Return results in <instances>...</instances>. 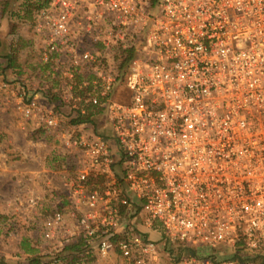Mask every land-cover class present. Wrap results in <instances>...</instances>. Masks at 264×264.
Returning <instances> with one entry per match:
<instances>
[{"label":"built area","instance_id":"1","mask_svg":"<svg viewBox=\"0 0 264 264\" xmlns=\"http://www.w3.org/2000/svg\"><path fill=\"white\" fill-rule=\"evenodd\" d=\"M33 31L60 108L16 102L67 169L24 193L9 235L52 264H264V0H50ZM77 89L111 136L71 124Z\"/></svg>","mask_w":264,"mask_h":264},{"label":"rangeland","instance_id":"2","mask_svg":"<svg viewBox=\"0 0 264 264\" xmlns=\"http://www.w3.org/2000/svg\"><path fill=\"white\" fill-rule=\"evenodd\" d=\"M11 3V11L18 12L24 0H11ZM31 26V22L19 18L7 17L0 21V38H6L3 46H8L12 37L14 42H17L19 36L38 43L32 34ZM14 27L17 36L13 34ZM4 50L1 47L0 53ZM38 61L37 56L25 48L20 53L21 70L3 72L0 67V208L3 209L0 211V257L11 255L16 259H25L28 256L22 249V241L27 234L21 230L15 235H9L6 227L8 216L16 210L23 213V197L29 189L40 191L45 188L50 195L52 191L47 183H51V189H60L61 173L67 169L65 152L57 135L47 132L40 118L27 121L16 102L19 90L24 89L25 92L38 97L43 109L47 106L56 107L48 104L44 96L56 83L55 76L46 78L47 76L42 77L40 72L35 73L37 70H34V67ZM66 110L67 108L63 107L65 114ZM94 121L95 124L91 126L95 130L111 136L106 114L98 113ZM29 163L32 164L31 169ZM54 191H59L56 197L62 198V191ZM48 193L45 195V201L52 204ZM35 250L38 255L39 251L36 248Z\"/></svg>","mask_w":264,"mask_h":264},{"label":"trees","instance_id":"3","mask_svg":"<svg viewBox=\"0 0 264 264\" xmlns=\"http://www.w3.org/2000/svg\"><path fill=\"white\" fill-rule=\"evenodd\" d=\"M50 0H37L36 2H33L31 0H24L23 5L21 6V9L18 12L11 11V0H0V21L4 20L7 17L12 18H19L25 21H29L32 23V34L35 36V33L33 31V22L35 15L38 11L43 9L47 6ZM22 10V11H21ZM23 13V15H22ZM16 28L14 27L13 34L16 35ZM27 49L29 53H34L37 58L38 62L36 63L34 70L36 72H40L41 76H47L46 78H49L51 76H55L56 83L49 88L48 91L44 93V96L47 99L48 104L56 105V109L60 108L59 102H60V96H61V88H62V80L60 78V71L58 69H54L55 65L53 63H43L42 62V52L40 48V43H34L31 40H26L23 37L19 36L17 42H11L10 44V52L2 56L1 58L4 60L3 63L0 62V67L2 68L3 72H6L7 70H21L22 65L20 63V53L23 51V49ZM135 51L134 49H129L127 51V58L123 61V63L120 65V69H124L128 63L131 61V59L134 57ZM5 65V67H3ZM78 91V89H77ZM78 96V109L74 110L76 111L77 117L73 118L71 120L72 125H80V124H90L94 125V117L101 113L102 110L96 109L86 103L85 101V92L83 90H79L78 93H76ZM82 107H85L86 113L82 114L81 109ZM66 112H69L68 116H72L73 110H66ZM33 242L25 239L22 241V249L24 253L28 256L25 259H13L10 260L6 258L5 256L0 257V264H52L51 259L47 257H40L35 254V246L32 245ZM83 243H72L66 246L64 249L65 256L72 255L74 257V261L78 258L77 254L79 251L82 250ZM73 261V262H74Z\"/></svg>","mask_w":264,"mask_h":264},{"label":"crops","instance_id":"4","mask_svg":"<svg viewBox=\"0 0 264 264\" xmlns=\"http://www.w3.org/2000/svg\"><path fill=\"white\" fill-rule=\"evenodd\" d=\"M13 38H14V37H12V39H11L9 45L6 46V47L3 46V41H5L6 38H4V40L0 38V42H1V43H0V46L3 47V48L5 49L2 53H0V62H1V63L4 62V60H3L1 57L7 55V54L10 52V44H11V42L14 41ZM34 38H36V37L34 36ZM36 39H37V38H36ZM1 47H0V50H1ZM3 67H5V65H3ZM7 71H9V70H7ZM28 165H29V169H31L30 167H32V164L29 163ZM2 210H3V209L0 208V211H2ZM15 239H16V238H15ZM25 239L30 240L29 237H25L23 240H25ZM15 241H16V240H15ZM30 241H31V240H30ZM32 245H33V244H32ZM5 257L8 258V259H10V260L16 259L15 256L13 257V256H11V255H8V256H5Z\"/></svg>","mask_w":264,"mask_h":264}]
</instances>
